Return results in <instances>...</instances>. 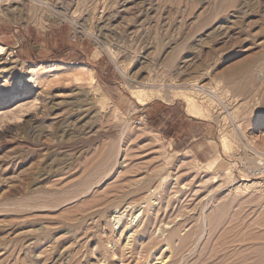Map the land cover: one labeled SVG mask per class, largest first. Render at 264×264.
<instances>
[{"label": "rangeland", "instance_id": "1", "mask_svg": "<svg viewBox=\"0 0 264 264\" xmlns=\"http://www.w3.org/2000/svg\"><path fill=\"white\" fill-rule=\"evenodd\" d=\"M0 45V264H264V0H0Z\"/></svg>", "mask_w": 264, "mask_h": 264}, {"label": "bare ground", "instance_id": "2", "mask_svg": "<svg viewBox=\"0 0 264 264\" xmlns=\"http://www.w3.org/2000/svg\"><path fill=\"white\" fill-rule=\"evenodd\" d=\"M3 52H5V47L0 45V54H2ZM53 67V66H52ZM66 70L68 68H70V66H65ZM73 68V67H72ZM77 69V76H82L84 77L85 73H88L89 68L87 66H79L76 67ZM47 70V69H46ZM255 70V64L254 62H247L244 65L238 66L236 68H233L232 71H230L231 73H228L225 75V77L227 79H231V78H235V79H239V82L237 83V90L238 92L241 91H247L249 86H254L255 82L253 80H251V76L253 74V71ZM53 72V70L51 71ZM60 71H57L55 73H57L59 75ZM69 72V71H68ZM34 73V72H33ZM90 73V72H89ZM88 75L91 77V74ZM50 74V73H49ZM35 75H36V71H35ZM65 75V74H64ZM86 77L87 74H86ZM35 78V77H34ZM90 79V78H89ZM36 80V79H35ZM80 80V79H79ZM93 80V79H92ZM258 81H261L262 84H264V73L262 75H259L257 78ZM244 81V83H243ZM251 88V87H250ZM200 90V89H199ZM251 90V89H250ZM204 93V92H203ZM134 96L137 100V102H139L142 105H146L148 104V102L152 99V94L150 95L149 93L143 92L141 90L136 91V93L134 92ZM184 98V97H183ZM186 103L188 104L189 109H193V107L195 106V100L191 97L186 98ZM263 110H264V99H263ZM3 112H1L0 114H2ZM4 114V113H3ZM187 162V161H186ZM182 163V162H181ZM128 202V201H127ZM125 211V210H124ZM113 213V212H112ZM124 213V212H123ZM122 213V214H123ZM120 217V216H119ZM136 218V216H135ZM120 223V222H119ZM118 223V224H119ZM132 224V222H131ZM130 224V225H131ZM155 224V223H154ZM149 234V233H148ZM174 234V233H173ZM134 236V235H133ZM148 237V236H147ZM132 238V235L131 237ZM149 239V238H148ZM169 242V241H168ZM158 242L156 240H152L145 248H144V253H148L151 249L153 248ZM168 246L170 245V243L167 244ZM142 247V246H141ZM142 257V256H141ZM143 261V260H142ZM164 262V261H162Z\"/></svg>", "mask_w": 264, "mask_h": 264}]
</instances>
